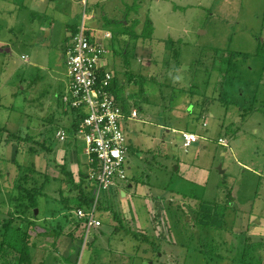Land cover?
<instances>
[{"label":"rangeland","instance_id":"obj_1","mask_svg":"<svg viewBox=\"0 0 264 264\" xmlns=\"http://www.w3.org/2000/svg\"><path fill=\"white\" fill-rule=\"evenodd\" d=\"M14 7L18 19L6 12ZM83 20L113 35L106 57L139 114L127 126L128 181L99 196L96 187L103 224L90 237L75 213H54L69 188L57 167L66 160L87 195L95 191L85 143L68 135L70 109L59 103L69 30ZM263 43L264 0H0V126L15 134L0 135L6 245L23 223L37 264H263ZM175 129L198 134L197 144ZM17 184L44 186L26 215Z\"/></svg>","mask_w":264,"mask_h":264},{"label":"built area","instance_id":"obj_2","mask_svg":"<svg viewBox=\"0 0 264 264\" xmlns=\"http://www.w3.org/2000/svg\"><path fill=\"white\" fill-rule=\"evenodd\" d=\"M83 2L86 4L87 0ZM84 20L78 25L77 32L70 36L64 53L68 84L61 99L67 109H74L82 115L76 138L83 139L85 143L84 151L90 163V174L97 182L99 196L101 191L119 189L128 180L130 148L127 126L136 121L139 114L135 108H130L126 113L112 91L115 74L106 56L109 53L107 40L113 39V35L110 32H98L99 36L102 34L98 37L86 27ZM64 133L61 135L62 140L65 139ZM178 133L188 147L199 140V135L195 133ZM219 144L229 147L224 139H220ZM96 212L97 202L89 211L79 209L75 213L84 222L87 237H90L92 229L102 226Z\"/></svg>","mask_w":264,"mask_h":264},{"label":"trees","instance_id":"obj_3","mask_svg":"<svg viewBox=\"0 0 264 264\" xmlns=\"http://www.w3.org/2000/svg\"><path fill=\"white\" fill-rule=\"evenodd\" d=\"M74 27L75 28H72L73 34L77 32L78 25ZM149 29H150V36L146 35L145 38L151 37L152 35V23H150ZM260 53L262 54V56H264V43H263V47L260 49ZM111 70H113V68H111ZM113 72L115 74V78L112 83V91L113 93L117 95L118 98L120 97L121 106L123 110L127 113L130 110L131 106L130 104H128L127 100L123 97V91H122L123 83L119 81L117 77L118 75L116 74L115 70H113ZM59 103H62L61 95L59 96ZM249 107H250L249 109H251L253 106H251L250 104ZM70 116L72 119V123H71V126L68 128L67 133L68 135L70 134L73 139H75L77 137L76 135L78 132V125H79V121L82 115L78 111L71 109ZM0 135L2 136L5 135L4 138L15 137V134L9 131V129L6 128L5 126H0ZM37 146H40V149H44L46 145L42 143V144H38ZM29 148H30L31 154L38 155L40 153L39 148L35 146H30ZM50 149L48 151H50ZM68 164L69 163L66 160V162L63 165L57 166V167H60V169L64 171V173L67 175L68 177L67 183L69 184L68 186L69 188H67L66 190L64 189L60 190L62 200H60V203H59L60 205L57 208H55V211H54L55 215L62 214L65 217L66 216L68 217V215H72L76 213V211L79 209H84L86 211H89L95 201V195H96L95 192H96V187H97V182L96 180H94L93 183H94L95 191H93V193L88 196L87 192L85 191V188H83V184H82L83 181L80 183L74 180L73 174L66 167V165ZM31 176L32 174H28V176L24 178V182L27 183L28 182L27 179L29 177L31 178ZM43 189H44L43 185L39 187H35L33 189H27V188H24V186L22 185L18 186V184L16 185L15 190L19 191V196L16 197L15 199H16L18 207L22 210V212L25 215L29 210L32 209L34 211L36 208H38L39 196L41 193H44ZM23 205H24V208H23ZM110 210H113V209L110 208ZM109 213L110 214L108 215V217L113 219V223L114 221L117 222L119 225V229L122 228V225L124 224V222L123 220L118 219V214L113 211L112 212L110 211ZM75 222L80 223L83 221L76 218ZM11 224H12L11 220L4 221L3 227L0 228V233L3 232V234L0 235V264H37L33 259L32 248L30 246V231H31L30 228L27 231H25L23 228V223H21L20 227L17 229L20 235V238L17 241L18 243H15V244L11 243L9 244L10 247H8L9 245H6V242L4 241L6 239L4 240L2 239L10 230L9 227L11 226ZM127 232L129 234L132 233L129 230ZM132 235L134 237H137L136 232H133ZM252 247H254L253 252L257 251V247H258L257 245L253 244Z\"/></svg>","mask_w":264,"mask_h":264},{"label":"crops","instance_id":"obj_4","mask_svg":"<svg viewBox=\"0 0 264 264\" xmlns=\"http://www.w3.org/2000/svg\"><path fill=\"white\" fill-rule=\"evenodd\" d=\"M41 1H43V2H45L46 0H41ZM26 2V1H25ZM13 3H16V0H13ZM26 4V3H25ZM94 4V6H96V5H98L97 4V2H94L93 3ZM15 7L13 8V9H11V10H7L6 12L8 13V14H14L15 13ZM19 16L21 17V15L19 14V13H15V18L16 19H18L19 18ZM31 19L32 18H34V17H30ZM152 23V22H151ZM77 26V25H76ZM75 28V27H74ZM46 30L47 29H45V28H43V30L39 33V35L40 36H42V35H48V32H46ZM73 33H72V29L71 30H69V36H71ZM152 34H153V29H152ZM152 36V35H151ZM70 38V37H69ZM4 44V43H3ZM63 58H64V54H63ZM139 116V115H138ZM134 122V121H133ZM132 122H130L129 124H128V126L131 124ZM175 133H178L179 131H182V130H177V129H175V130H173ZM169 132V131H168ZM187 132H190V131H187ZM191 133H194V132H191ZM179 134V133H178ZM196 134V133H195ZM198 135V134H197ZM127 136H128V141H129V148H130V146H131V143H130V136H129V134H127ZM202 138V137H201ZM197 143H195V144H193L192 146H194V145H196ZM192 146H190V147H192ZM130 151V150H129ZM126 183V182H125ZM132 186V185H131ZM120 188H121V186H120Z\"/></svg>","mask_w":264,"mask_h":264},{"label":"water","instance_id":"obj_5","mask_svg":"<svg viewBox=\"0 0 264 264\" xmlns=\"http://www.w3.org/2000/svg\"><path fill=\"white\" fill-rule=\"evenodd\" d=\"M219 171H220V173H224V171H222V168H219ZM37 211V210H36ZM93 241V240H92ZM91 241V242H92Z\"/></svg>","mask_w":264,"mask_h":264}]
</instances>
